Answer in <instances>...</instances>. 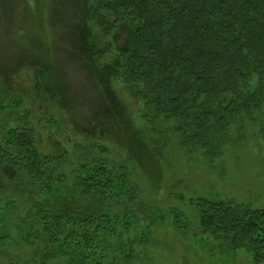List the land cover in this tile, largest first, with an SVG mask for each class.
<instances>
[{"label": "trees", "instance_id": "trees-1", "mask_svg": "<svg viewBox=\"0 0 264 264\" xmlns=\"http://www.w3.org/2000/svg\"><path fill=\"white\" fill-rule=\"evenodd\" d=\"M0 96V264H152L131 237L147 245L163 214L140 212L106 144L151 174L164 123L188 151L221 155L264 107V0H0ZM49 105L84 142L41 133ZM190 201L202 232L264 261V206ZM138 213L149 223L137 232Z\"/></svg>", "mask_w": 264, "mask_h": 264}, {"label": "rangeland", "instance_id": "rangeland-1", "mask_svg": "<svg viewBox=\"0 0 264 264\" xmlns=\"http://www.w3.org/2000/svg\"><path fill=\"white\" fill-rule=\"evenodd\" d=\"M114 88L126 103L134 122L142 126L139 104L131 98L122 82L116 81ZM2 98L0 96V100L5 102ZM48 108L49 113L44 115V119L50 117L53 120L52 123L41 121L38 126L41 133L49 131L58 139H64L69 147L74 141L84 142L74 139L65 116L53 111V105ZM242 119L230 129L229 142L216 157H205L199 148L188 151L170 132L169 124H157L156 130L164 136L157 138L159 162L152 165L151 174L143 173L123 151L106 144L108 152L105 157L116 162L124 161L132 181L137 184L140 212L157 207L163 214L162 219H156L153 227H149L151 232L148 233L147 245L137 244L138 240L131 237L133 248L141 256H148L152 264H264V261L254 262L245 247L224 249L210 235L202 232L196 208L190 201L191 198L230 199L252 207L264 206V107L254 114V121ZM93 155L100 154L94 150ZM171 208L181 211L187 218L182 219L185 222L182 227L177 228L173 224L169 215ZM142 214H137V232L149 223L146 214L144 219ZM58 261L57 264L64 262ZM131 264L151 263L140 258Z\"/></svg>", "mask_w": 264, "mask_h": 264}]
</instances>
